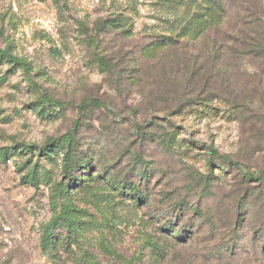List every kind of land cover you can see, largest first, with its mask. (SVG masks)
I'll return each instance as SVG.
<instances>
[{"label":"rangeland","instance_id":"rangeland-1","mask_svg":"<svg viewBox=\"0 0 264 264\" xmlns=\"http://www.w3.org/2000/svg\"><path fill=\"white\" fill-rule=\"evenodd\" d=\"M205 1L0 0V264H264V0L145 59Z\"/></svg>","mask_w":264,"mask_h":264},{"label":"trees","instance_id":"trees-1","mask_svg":"<svg viewBox=\"0 0 264 264\" xmlns=\"http://www.w3.org/2000/svg\"><path fill=\"white\" fill-rule=\"evenodd\" d=\"M228 15V10L222 5V3H220L217 0H206L202 6H200L197 10V13L195 14V19L198 21V27H195L193 30H191L189 33H192V36L190 38V40L187 41H180L179 39H172V38H168V40H166V42H163L161 44H159V52L155 53L154 55L152 54H148L146 56V60H152L154 58H156L158 56V54L164 52L166 49H175L177 48V46L180 43H186V42H192L193 40L199 39L201 36H203L208 30L212 29V28H216L218 26H220L226 19ZM143 53V51H142ZM147 52H145L146 55ZM144 54V53H143ZM101 63H104L105 58L101 57L100 59ZM206 100V99H205ZM204 99H200L198 97H195L193 99H190L188 101L187 104H200V102L205 101ZM92 103L95 106H100V104L97 101H92ZM186 104H181L179 105L181 109L183 106H185ZM233 105L236 106H242V104L239 103H234ZM73 144L69 147V148H73ZM51 146L48 144L46 145V147L41 151V154H43L46 157H49V155L51 154L50 151ZM223 160L226 161L227 165L232 166L233 168L236 167L237 168V164L234 163L230 158L224 156L222 158ZM66 163L65 166L68 165V157L66 155ZM66 170V168H65ZM129 190L133 191L136 190L135 188H132V186H130ZM195 212H197V210H195ZM201 217V214H199L198 218ZM177 232L175 230H173V235H175ZM178 236V235H177ZM179 237V236H178ZM155 247V249H157L156 254L160 257L163 258L165 257V253H163L162 249L157 247V246H153Z\"/></svg>","mask_w":264,"mask_h":264}]
</instances>
